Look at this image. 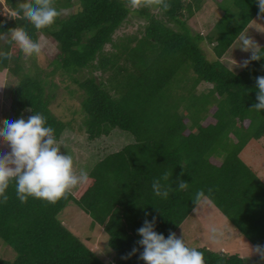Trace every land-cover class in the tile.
<instances>
[{"label":"trees","instance_id":"16d2710c","mask_svg":"<svg viewBox=\"0 0 264 264\" xmlns=\"http://www.w3.org/2000/svg\"><path fill=\"white\" fill-rule=\"evenodd\" d=\"M222 1L220 15L205 35L188 23L204 0H167L168 10L158 7L166 19L152 7L134 9L129 0H54L61 15L41 30L21 18L20 6L28 0H5L11 14L3 12L0 0V52L12 56L0 57V71L19 79L9 94L14 120L28 111L41 113L58 140L65 130L77 128L51 108L55 94L46 88L55 83L42 72L33 74L18 45L7 42L9 30L19 27L33 40L45 35L57 42L53 72L68 75L83 91L85 117L78 130L89 140L113 131L133 138L97 161L88 181L54 204L31 196L21 203L12 181L7 203H0V238L16 256L0 257V264H145L139 259L143 246L137 243L142 238L137 230L155 217V231L165 238L170 232L177 235L196 207L198 190L252 244L264 246V181L241 156L250 140L264 148V111L251 108L258 102L256 78L264 76V57L236 69L222 60L239 34L264 14L258 0ZM75 5L77 10L62 16L64 8ZM133 15L146 21L143 36L115 38ZM108 44L115 51L106 49ZM98 69L102 73L95 75ZM202 83L212 85L197 90ZM165 172L171 173L168 181L162 179ZM155 179L171 185L168 198L154 194ZM179 180L189 188L179 190ZM70 202L88 213L91 223L104 226L111 256L97 254L59 218ZM134 247L139 251L123 259ZM197 249L206 264H249L240 253Z\"/></svg>","mask_w":264,"mask_h":264},{"label":"rangeland","instance_id":"374dc122","mask_svg":"<svg viewBox=\"0 0 264 264\" xmlns=\"http://www.w3.org/2000/svg\"><path fill=\"white\" fill-rule=\"evenodd\" d=\"M228 1V0H227ZM227 1H224L227 2ZM222 0H204L203 9H200L191 18L189 17L188 23L196 32L208 34L214 27V23L219 17L218 14ZM1 7L5 14H11L9 6L2 0ZM79 5L72 8H64L62 16H68L72 11L77 10ZM227 7H231L230 5ZM152 10L159 17L166 19L164 15L159 13V8L153 6ZM146 21L140 17L133 15L129 16L128 21L119 28L116 32L115 38L126 37L129 35H137L141 38L144 34V27ZM243 33L252 37L260 46L264 43V19L257 16L247 26ZM42 43V52L39 56L33 55L26 56L27 67H29L33 74L42 72V76L48 77L55 85L52 87L47 85V92H53L55 96L51 100V108L53 112L60 119L73 121V124L78 128L83 126L84 111L82 108L81 100L82 89L79 85L72 81L68 75H63L61 71H54L55 65L51 62L59 52V46L55 40L45 35L39 39ZM240 46L239 37L235 43L228 49L227 53L222 57L224 63L233 69L239 68L235 66V61L242 64L245 59H249L251 52H245ZM209 58H213L209 45L205 46ZM108 50H114L112 45L106 46ZM243 68V67H241ZM50 73V74H49ZM101 70H95V75H100ZM106 74L105 76H107ZM19 79L7 70L0 71V122L3 120L15 121L14 115L10 112V91L18 85ZM212 84L202 83L197 86V90L206 89ZM70 89L75 90V94L69 93ZM75 110L71 112L70 109ZM31 116L29 111L23 116L25 120ZM2 127V123H0ZM74 129L69 131L65 130L60 138V141L67 146V150L63 147L61 151L66 154L68 151L74 158V166L77 171L83 169L87 172L91 167L106 155L118 151L126 144L133 142L132 135L124 132L116 131L110 135H103L95 140H89L87 134L83 129ZM10 149L6 144L0 142V154L6 153ZM241 156L248 165L253 167L260 178L264 181V148L258 140H250L246 147L243 149ZM88 165L86 166V164ZM84 164V165H83ZM79 186V185H78ZM77 186V187H78ZM77 187L72 189L76 191ZM208 203L202 204L198 207L197 212L192 211L190 215L184 220L182 225L177 230V235L180 238H185L186 243L190 247H209L215 251L240 253L244 258L248 257L251 249L255 247L244 235L218 210L216 205L208 199ZM64 223L78 235L81 240L93 249L97 254L106 258L111 256L114 251L109 246V234L105 231L104 226L91 223V217L88 213L83 211L77 204L70 202L60 213ZM215 227L218 232L214 234L211 229ZM110 254V255H109ZM16 256L15 250L5 243L0 238V257L5 259H13ZM249 264H264L258 254L252 253L246 258Z\"/></svg>","mask_w":264,"mask_h":264},{"label":"clouds","instance_id":"9594fccd","mask_svg":"<svg viewBox=\"0 0 264 264\" xmlns=\"http://www.w3.org/2000/svg\"><path fill=\"white\" fill-rule=\"evenodd\" d=\"M129 3L134 9L153 6L163 10L170 8L167 0H129ZM20 7L23 13L21 18L29 21L37 30L51 27L61 15L54 0H28ZM258 8L260 14H264V0H258ZM8 34L10 40L7 42L18 45L25 55L31 57L41 54L42 43L33 40L23 28L10 29ZM239 41V48L245 52L250 51L251 56L242 64L235 61V66L247 67L251 61H259L264 57V48L248 34L240 33ZM0 57L12 59L11 53L8 52H0ZM256 88L258 102L251 108L264 111V76L256 78ZM0 123V142L10 148V151L0 154V203H7L9 197L6 190L12 181H15L16 196L21 203H26L31 196L52 204L61 198H67L72 189L88 181V172L83 169L77 171L73 156L68 151L66 154L61 151L62 147L67 150V146L56 138L55 130L47 125L43 114L35 113L27 120L23 117L15 121L5 119ZM170 176L171 173L165 172L162 179L168 181ZM177 188L185 191L189 188V183L179 180ZM152 189L156 196L166 199L170 194L171 185H164L160 179H155ZM193 200L196 205L194 212H197L199 206L209 202L203 190H198ZM155 224V217L152 221L146 219L143 226L137 230L142 237L137 243L143 246L139 259L145 261V264H206L204 253L188 246L184 236L179 238L175 232H170L165 238L162 233L155 231ZM211 231L214 234L218 232L215 227ZM250 249V255L258 254L264 261V246L256 245ZM137 251L139 249L134 247L122 258L127 259Z\"/></svg>","mask_w":264,"mask_h":264},{"label":"crops","instance_id":"0c3cea01","mask_svg":"<svg viewBox=\"0 0 264 264\" xmlns=\"http://www.w3.org/2000/svg\"><path fill=\"white\" fill-rule=\"evenodd\" d=\"M235 43V42H234Z\"/></svg>","mask_w":264,"mask_h":264}]
</instances>
